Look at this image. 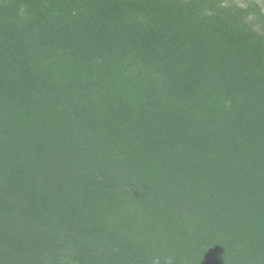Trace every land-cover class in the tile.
Wrapping results in <instances>:
<instances>
[{"label": "trees", "instance_id": "trees-1", "mask_svg": "<svg viewBox=\"0 0 264 264\" xmlns=\"http://www.w3.org/2000/svg\"><path fill=\"white\" fill-rule=\"evenodd\" d=\"M0 264H264V0H0Z\"/></svg>", "mask_w": 264, "mask_h": 264}]
</instances>
